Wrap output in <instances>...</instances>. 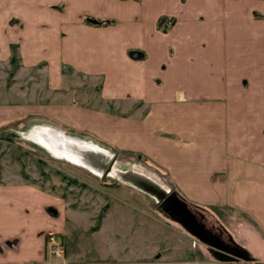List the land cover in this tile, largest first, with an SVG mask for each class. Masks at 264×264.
Returning a JSON list of instances; mask_svg holds the SVG:
<instances>
[{"label":"crops","instance_id":"obj_1","mask_svg":"<svg viewBox=\"0 0 264 264\" xmlns=\"http://www.w3.org/2000/svg\"><path fill=\"white\" fill-rule=\"evenodd\" d=\"M72 1L0 0V69L28 100L0 105V121L37 116L51 122L37 132L57 136L56 150L66 139L52 128L63 126L151 161L187 202L246 214L259 233L245 253L264 260V0H95L89 17L116 22L106 27L71 20ZM88 89L90 103H77ZM117 201L89 209L71 194L0 182V264H185L182 243L141 249L136 237L147 226L157 236V220ZM49 233L63 238V258ZM126 240L129 252L108 247Z\"/></svg>","mask_w":264,"mask_h":264},{"label":"rangeland","instance_id":"obj_2","mask_svg":"<svg viewBox=\"0 0 264 264\" xmlns=\"http://www.w3.org/2000/svg\"><path fill=\"white\" fill-rule=\"evenodd\" d=\"M99 7V2L95 0H73L68 15L71 20L75 21L80 15L91 16L89 12H94ZM18 52L17 48L13 51L17 58H19ZM8 80L9 77L5 70L1 68L0 105L12 106L20 104V102H27L24 95L11 92L12 86L9 89L8 86L11 83ZM14 82H16L15 86L25 89L22 79L19 78ZM46 88L49 90L48 85ZM84 94L88 99H77V103L84 105L90 103L93 91L88 89ZM96 96L93 97L91 105L97 104L98 107H104L113 113L116 112L112 105L97 103ZM32 99L35 101V98H31V101ZM49 124L51 122L48 120L43 121L40 117L29 115L9 121H0V182L25 181L58 195L71 194L77 203L84 200L83 204L87 205L89 209H96L98 205L102 207L105 203L119 199L126 205L141 208L142 211H147L146 214L150 215L151 219L157 220V236L154 234L155 229H152V226H147V229L142 231L145 236L136 237L137 239L134 237L136 240L140 239L137 243L140 248H154L158 245V247L162 246L163 249H166L171 243L173 246H176V243H182L190 253V257L184 259L185 264H264V260L261 259L250 258L248 260L232 257V255L231 258L225 256L223 253H227L224 250L200 240L177 218L165 212L162 209V203L175 193L181 201L187 203L192 214L197 219L199 218L198 221L205 220L206 228L213 230V233L220 237L226 245L237 247L246 252L247 242L251 239L249 235H252V232L258 234L259 231L243 212L230 208L214 210L201 208L187 202L175 189L165 172L151 161L140 159L135 154L119 152L86 133L71 135L68 128L61 126L62 129H59L54 126L52 128L56 131L54 134L66 139L64 147L60 146V150H56L54 147L56 148L57 142H59L57 136L52 133L43 134L41 139L38 136L37 129L48 127ZM4 138H9L11 141H6ZM47 141L52 146L46 145ZM94 157L96 160H91ZM105 169L106 171H104ZM69 181L72 184H69ZM117 204H120L119 201ZM143 214L145 213L143 212ZM113 221L116 220H108L111 226H114ZM135 227L136 229L140 227L138 222ZM130 228L131 224L127 223L126 231H129ZM121 239L115 236V240ZM261 239L264 242L263 236ZM108 247L115 252L119 250V253L134 249L130 242L127 243V240L125 243L122 241L115 244L111 242ZM102 250H106V247H102ZM151 261L157 264H177L173 261L179 260H167L159 257L152 258Z\"/></svg>","mask_w":264,"mask_h":264},{"label":"water","instance_id":"obj_3","mask_svg":"<svg viewBox=\"0 0 264 264\" xmlns=\"http://www.w3.org/2000/svg\"><path fill=\"white\" fill-rule=\"evenodd\" d=\"M162 209L165 212L169 213L172 217L177 218L179 222L183 224L187 229H189L197 238L209 244L210 246H213L218 249L220 248L227 253H231L233 257L248 260L250 259L243 250L237 247H234L231 251L228 250L226 246L222 247L224 244L220 240V237H217L212 232L207 230L204 224L199 223L195 215H193L192 212L188 209V205L185 202L181 201L175 193L171 194L167 199H165V201L162 203ZM102 215H104V212L102 213ZM191 225H194L199 232H205L207 236L216 240L219 245H215L210 241L209 238L204 237V235H200Z\"/></svg>","mask_w":264,"mask_h":264},{"label":"trees","instance_id":"obj_4","mask_svg":"<svg viewBox=\"0 0 264 264\" xmlns=\"http://www.w3.org/2000/svg\"><path fill=\"white\" fill-rule=\"evenodd\" d=\"M63 5H60V6H57L55 8H58L59 10L62 11L63 9ZM85 24L89 25V26H92V27H106V26H110L112 24H116L115 21H110V20H97V19H93L89 16H86L85 17ZM159 24L162 26L164 24V21H160ZM13 51L14 49H16V47H12ZM18 61V58L16 56V54L13 53V57L11 59V63L13 64V66H16V63ZM98 91H100V88L98 89ZM6 141H11V139L9 138H4ZM65 179H68L65 177ZM69 184H72V182L69 181Z\"/></svg>","mask_w":264,"mask_h":264},{"label":"built area","instance_id":"obj_5","mask_svg":"<svg viewBox=\"0 0 264 264\" xmlns=\"http://www.w3.org/2000/svg\"><path fill=\"white\" fill-rule=\"evenodd\" d=\"M47 245L50 253L58 258L65 255V243L62 237L55 233H49L47 236Z\"/></svg>","mask_w":264,"mask_h":264},{"label":"flooded vegetation","instance_id":"obj_6","mask_svg":"<svg viewBox=\"0 0 264 264\" xmlns=\"http://www.w3.org/2000/svg\"><path fill=\"white\" fill-rule=\"evenodd\" d=\"M164 201H165V200H164ZM164 201H163V202H164ZM188 209H189V207H188ZM195 217H196V216H195ZM196 219H197V218H196ZM198 219H199V218H198ZM198 219H197V221H198ZM198 222L201 223V224H204V225L207 227V225H206V223H205V220H204L203 222H201V221H198ZM199 223H198V224H199ZM207 230H208V229H207ZM209 231L212 232V233L214 232V231L211 230V229H210ZM204 233H205V232H204ZM213 234H214V233H213ZM214 235H215V234H214ZM204 236L207 237V238H209L211 242L215 243L216 245H219V244L216 242V240H214L213 238L207 236L206 233L204 234ZM217 237H218V236H217ZM220 240H221V239H220ZM221 241H222V240H221ZM222 242H223V241H222ZM223 244H224V245H223L222 247H225V246H226V248H227L228 250H230V251L234 248V247H231L230 245H226L224 242H223ZM219 249H220V248H219ZM220 250H222V249H220ZM224 252H225V251H224ZM226 253H227V252H226ZM223 254H224L225 256H228V257L231 256V253H227V254L223 253ZM232 257H233V256H232ZM230 258H231V257H230Z\"/></svg>","mask_w":264,"mask_h":264},{"label":"bare ground","instance_id":"obj_7","mask_svg":"<svg viewBox=\"0 0 264 264\" xmlns=\"http://www.w3.org/2000/svg\"><path fill=\"white\" fill-rule=\"evenodd\" d=\"M191 226H192V227H193V228H194V229H195L200 235L203 236V235L205 234L204 232H201V231L199 232V231L197 230V228H195L194 225H191ZM204 237H205V236H204ZM212 243H213V242H212ZM214 244H215V243H214ZM215 245H216V244H215Z\"/></svg>","mask_w":264,"mask_h":264}]
</instances>
